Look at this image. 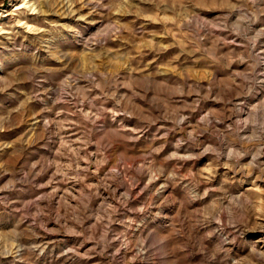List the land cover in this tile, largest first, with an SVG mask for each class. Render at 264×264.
Instances as JSON below:
<instances>
[{"label":"rangeland","instance_id":"1","mask_svg":"<svg viewBox=\"0 0 264 264\" xmlns=\"http://www.w3.org/2000/svg\"><path fill=\"white\" fill-rule=\"evenodd\" d=\"M0 264H264V0H0Z\"/></svg>","mask_w":264,"mask_h":264}]
</instances>
